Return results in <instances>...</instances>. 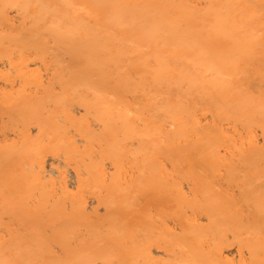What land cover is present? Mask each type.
Returning a JSON list of instances; mask_svg holds the SVG:
<instances>
[{"label":"bare ground","instance_id":"bare-ground-1","mask_svg":"<svg viewBox=\"0 0 264 264\" xmlns=\"http://www.w3.org/2000/svg\"><path fill=\"white\" fill-rule=\"evenodd\" d=\"M115 1L111 4L117 11L116 20L112 21L115 26L124 28L123 23L127 27L142 28L158 44H164L165 48L169 43V47L163 52L148 50L144 48L141 36V41L140 37L129 39L133 41L131 48H135L131 54L125 43L119 42L118 45L109 46L110 42H106L101 43V47L96 44L97 47L84 49L82 42L91 40L92 28L82 18V12L83 17L88 18L89 11L78 9L74 19L68 15L69 11L68 17L53 18L57 25L52 26L58 30L55 32L58 39L65 38L69 43L64 46L76 43L83 48L70 53L68 65L58 66L66 68L68 71L65 72L70 77L64 79L61 76L59 82L64 87L61 95L47 92L39 108L32 110L27 108L32 101L26 99L20 106L21 110L19 107L17 112L16 108H11L15 111L9 109L8 117L19 134L14 131L18 136L15 138L13 135L14 141L20 140L21 147L15 152L13 145L10 150L14 149L13 155L6 153L14 157L6 155L0 160V264H230L228 255L234 253L246 264H264V178L245 174L243 180L236 182L238 195H227L224 203L227 205H219L217 197L221 193L217 192L216 186L221 184L217 177L220 168L216 164L221 165L224 160L220 148H223L221 143L225 137L217 130H205L200 125L199 121L205 124L207 121L199 120L198 125H194L197 123L194 111L198 103L208 110L210 108L216 122L222 120L220 116L224 111L222 114L220 111L225 108L233 109V113L246 125L248 122L264 124V98H255L253 91H249V85L245 87L239 84L240 81L236 82V78L243 76L242 71L238 72V63L242 59H248L247 69L256 66L258 71L264 72V59H254V55L264 49V0ZM60 25L63 28L59 29ZM44 41L41 40V43ZM113 47L117 48L114 52ZM177 47L181 51H176ZM59 53L60 50L56 55ZM102 60L107 71L103 69L100 72ZM76 73L81 80L78 79V84L84 85L80 91L71 90L74 82H78L74 77ZM99 74L100 79L97 78ZM31 78L26 77L24 91L34 86L29 85L33 76ZM168 80L170 84H175L176 80L180 87L190 89L189 94L192 95L186 102L190 107H184V103V106L176 105L173 112L169 109L167 102L173 100L174 103L175 93L170 88L161 94L164 87L161 85ZM261 82L251 83V88L262 86ZM142 104L149 112H154L150 124L145 122L148 119L145 118L146 113L141 112ZM164 105L170 110L166 114L172 112L170 120L186 119L191 122L194 132L196 130L197 140L190 141L186 148L170 143L171 148L165 150L174 172L186 178L189 190L199 197L193 204L178 193L169 197L167 191L171 189L167 186V179L159 175L161 165L154 158L157 154L153 151L149 153L148 144L142 143L141 149V140L151 135L150 132L147 135L142 133L141 129L161 130L158 125L162 120L158 119L161 118L160 111L166 108ZM151 107L154 111L150 110ZM4 113H7V108L0 105V114ZM73 113L81 119L77 120ZM89 120L96 126H91ZM164 121L162 124L170 123L167 119ZM31 122L36 123L35 127L38 125L35 133L31 132L32 129L24 131ZM223 126L222 130L228 128ZM163 128L166 127L163 125ZM182 128L179 132L175 129L181 134H176L179 140L185 139L183 136L186 135L188 138L191 133L184 129V135ZM250 128L247 129L251 131ZM174 129L172 126L171 130ZM73 132L83 136L86 142H98L100 151L79 156L77 143L82 141L72 140ZM248 135V140H251L253 134ZM233 136L232 144L235 145ZM10 139L13 140V137ZM6 143L2 145L8 151ZM236 147H233L235 152L230 150L235 153H232L234 158L231 156V159L238 154L239 158L241 155L248 156L246 151L245 155L242 154L245 140H241ZM253 147L255 143L249 149L253 150L249 153L256 156L255 161L252 158L254 163L257 159L264 162V153ZM162 149L160 147V153ZM155 150L157 153L159 148ZM6 153L2 154L5 156ZM68 158L80 160L79 172L59 171L56 164L63 167ZM141 159L147 161L143 171ZM108 160L113 163V172L109 177L103 173ZM228 163L230 161L226 166ZM251 164L248 163L249 168ZM227 169V173L232 171L229 166ZM141 172L150 177H147L149 184L143 189ZM56 174L59 187L52 179ZM228 175L231 177V174ZM234 179L230 184L235 182ZM87 195L94 196L90 206L85 202ZM243 199H248L243 212L230 204L232 201V204L239 205ZM96 204L97 208H92ZM3 235L9 240L6 241ZM230 245H235L234 249Z\"/></svg>","mask_w":264,"mask_h":264},{"label":"rangeland","instance_id":"rangeland-1","mask_svg":"<svg viewBox=\"0 0 264 264\" xmlns=\"http://www.w3.org/2000/svg\"><path fill=\"white\" fill-rule=\"evenodd\" d=\"M47 1L50 2V3H48ZM107 1L106 0H101V1L100 0H70V1L69 0H56V1L55 0H0V16L2 17V19H0V94L2 95V96L0 95L2 97V99L0 98V105H1V107L5 106V108H7V113H4V115H2L3 113L0 114V134H1L0 135V145H1L0 146L1 147L0 148V154L4 153V151H5V153L6 152H11L10 154L13 155L12 152H14V149H13V151H10V150L12 148H14V146H15L16 147L15 148V152H16L17 148L21 147V145H20L21 143H19L20 140L18 141L16 139L14 141V139L16 137H18L17 135H19V134H18L17 129L16 128L14 129L12 127L13 124H11L12 121L9 119L10 116L8 117V115H10V114H8V112L10 113V111L13 110V109L11 110V108H16V111L15 110H13V111L17 112L18 111V107L20 109V106L22 105V102H23L24 99L32 101V102H30L27 105V108L32 110V109L37 108L40 103H43V102H41V101H44V99H42V97L45 98L47 92L51 93L53 95H61L63 93V90H64V87L59 82L60 79H62L61 76L63 75L64 79H69L70 77L67 76V72H65L67 69L66 68L64 69V67L62 69H60V67L68 65L70 63V60H69V58H70L69 56H71L70 53L73 54L77 50L79 51L80 49H82L83 47H84V49H86V48H88L90 46L97 47V46H100L102 44H105L106 42L107 43L110 42L109 46L111 44H114V45L117 44L118 45V42H119V43H122L123 45L125 43L124 46L127 48L129 53L131 54L134 51L135 48H131L132 47L131 43H133V41L131 42V40H129V39L135 38V37L138 39V37H140V41H141V36H142V38H143V40L145 42L143 44L144 48L146 47V49H148V50H151V51H154V52L155 51L163 52L164 50L166 51V49H168L169 43H167V45H165V48H164V44L161 43L163 46L160 43L158 44L156 40L150 38L151 35L149 34V32H144V30L142 28L141 29H137V28H135V27H133L131 25H128V27H127L123 23H122V25H124L123 26L124 28H122V26H120V27L115 26L112 21L116 20L114 18L117 17L116 16L117 11H116V9H114L112 7V5H113V2H116V1L115 0H111V1L107 0ZM73 6H75V7H73ZM66 7H67V9H66ZM80 8L81 9L84 8L86 12L89 11L88 12L89 14L87 13V16H88L89 19L86 18V17H83V12H82V18L83 19L85 18L84 20L86 21V23L90 26V28H92V31H91L92 34H90V36H89L91 40L90 41H83L82 42V46L83 47H80V46L76 45V43H73L75 47L73 45H71V44L68 45V46H64L65 43H67V44H69V43H68V41L65 38L61 37L60 39H58V33H55L58 30H56V28H54L52 26V25H57L55 23V21L53 20V18H56V17L59 18L61 16H64V17L67 16L68 17V15H70L74 19L76 17V12ZM57 10H59L60 12H57ZM111 10H113V11H111ZM68 11H69V13H68ZM67 13H68V15H67ZM82 18H79V20H82ZM5 20L7 22H4ZM3 23H5V24H3ZM49 23H50V25L52 27L49 26ZM41 24H43V25H41ZM49 27H50V29H48ZM58 27H59V29H61L60 27L63 28L62 25H60ZM96 33H98V34H96ZM18 35H22V36L18 37ZM52 36H53V38H52ZM54 37L57 38V39H55ZM145 37L150 39L151 42L146 40ZM38 38H40V39H38ZM53 39H55V40H53ZM162 39H161V41H163V40L166 41V39H163V40ZM41 40H43V41L44 40L45 41L48 40V41H47V43H44L45 41L41 43ZM56 40H57V42H56ZM60 40L61 41L63 40V41L61 42ZM96 44H98V45L96 46ZM48 46H49V48H48ZM67 47H68V49H67ZM61 48H63V49H61ZM41 49H43V50H41ZM177 49H178V51H181L178 47L176 48V51H177ZM58 50H60V53H59V55H56ZM116 50H117V48L113 47L112 51L114 52ZM261 50L257 54L254 55V59H256V60L264 59V49H261ZM52 51H54V52H52ZM49 54H51V55H49ZM176 54H178V52H176ZM67 61H68V63H67ZM103 61L104 60L101 61L100 68L101 67L102 68L99 69L100 72H103V69L105 71H107L106 66L103 63ZM247 63H248V59L247 60L242 59V60L239 61L238 65L240 66V68L238 69V72L239 71L243 72V76H242L243 78L240 77L239 78L240 80L238 78H236V82L240 81L239 84H242L245 87H248V85H249V91L250 90H251V92L253 91V94L255 95V98H257V99L264 98V72L258 71L256 66H254V67L252 66V68L250 67V69H247L245 67V65ZM56 64H57V66L55 67ZM59 64L62 65V66H60ZM58 66H60V67H58ZM57 68H58V70H57ZM61 70H64V71L61 72ZM251 70H253V71H251ZM24 74H25V76H24ZM27 75L30 78L33 76V80H35V81L32 80V82H35V84L34 83L32 84V82H31L29 85L30 86L34 85L33 87H35V88L28 87L30 90L28 88H26L28 91L27 90L24 91V89L26 87V85L24 87V82H25L26 77H28ZM100 75L101 74H99V76L97 77L98 79H100L99 78ZM74 77H75V79L78 82L77 83L74 82L73 87H71V90H76L77 91L79 89V91H80L81 87L83 88L84 85L78 84L81 80L77 77V73L75 74ZM236 77H238V75H236ZM242 80H244V82ZM254 80H257L258 84H260V82L262 80V82H261L262 86H260V87L256 86L254 89H252L251 88V83H257V81L254 82ZM21 81L23 83H21ZM168 82H164L165 85H163L164 83L161 85V86H164L161 89V94H164V92H167V90L169 91L170 88L175 93V95L173 97L174 103H172L173 100L167 102L168 107H170L169 109H172V112H173V109L175 108L176 105L177 106H180V105L184 106L183 104L187 102L188 98H190L192 93L189 94V90L190 89L185 88V86H181L180 87L179 85H177L176 84V80H174L175 84H170L169 80H168ZM71 83H72V81L69 82L70 86H72ZM26 84H27V82H26ZM40 84H41V86H40ZM21 85H22V87H21ZM79 85H81V86H79ZM23 87H24V89H23ZM179 87H180V89H179ZM46 88H47V90H46ZM183 88H185V89L183 90ZM186 90L188 91V93H186L187 92ZM25 92H26V94H24ZM159 92H160V90H159ZM177 94H178V96H177ZM188 94H189V96H188ZM22 95L24 96V98H23ZM25 95H27V96H25ZM141 95H144V94L141 93ZM186 96H188V97H186ZM37 100H39V101L37 102ZM176 100L178 101L177 104L175 103ZM18 102H20V103H18ZM173 104H175V105H173ZM190 106L191 105L188 106V104L186 103L184 107H190ZM164 107H166V108H163V109H167L168 111H165V110L162 109L160 111L162 113V114H160L161 118L159 117L160 115H158V117H159L158 120L164 121V120L167 119V120L170 121V123L169 122L164 123L165 122L164 121L163 124H162V121H161L160 122L161 124L158 125V128L161 129L159 132L157 130H153L152 128L149 129L150 131L147 130V129H141L142 133H146V135H147L150 132V134H151V135H147V136H149L148 137L149 139L147 138L144 141L141 140V149H142L144 144H146V145L148 144L147 146H149V145L151 146V147L149 146V151H150L149 153H152V151H153L155 154L158 155V157L156 155L154 158H156V162L158 161L157 164L159 166L161 165L160 166L161 169L159 171V175H161L164 179H167V181H166L167 182V186H169V188L171 189L170 192L167 191L168 194H169V197H171V196L174 197L178 193L184 199H186V201L189 204H193V202L195 200H198L197 199L198 196H195L193 194V192H191L189 190V187H187V183L189 181L186 178L180 177V174H178L177 171L174 172V170L172 168V165L167 161L168 158H167L165 150H169V148H171L170 143L173 144L176 147L179 146V145L180 146L182 145L181 147H183V148L185 147L186 148V144L190 145V141L193 142L194 140L195 141L197 140L196 130L194 132V127L190 125L191 122L187 121L186 119H178L177 121H175L176 118L175 119H171L175 124L173 122L171 123L170 114L172 112H170V114H166V112L169 113L170 110L167 108V106L164 105ZM222 107H224V105ZM9 109H10V111H9ZM22 109H24V108L22 107ZM150 110L154 111V108L151 107ZM196 110H198V111H196ZM196 110L194 111V114L196 112V115H197V117H196L197 120H195L197 123L194 124L195 126H197L198 123L200 122V125L202 124L201 126L203 128L205 127V130L206 129H208V130H211V129L217 130L220 133H222L224 135V137H225V138L223 137L225 140H223V142L221 143L223 145V148L222 149L220 148L222 146L221 144H220L221 146L219 145L220 147H218V148H220V150L222 152L220 150H217V152L219 153L218 155H221V154L223 155V156L221 155L222 156L221 158H224L225 161H227V162L230 161V164L228 163V165L226 166L227 162L225 163V161L223 159L221 161V165L219 164L220 166L218 164H216V166H218L217 168H220L217 171L218 172L217 173V177L219 178V182L221 183V184H218V186H216V190H217L218 193H221L217 197V203L219 205H227V204H224L226 202V200H227V198H226L227 195H230V196L231 195H234V196L238 195V191H237L238 188L236 186L237 185L236 182H238L239 179L243 180L246 175L252 176V177L264 178V162H261L263 160L257 159L256 160L257 163H254V161H255L254 158H256V156H255V154L252 156L253 153L252 154L249 153V152H253V150H249L251 148V146H252V143L253 144L255 143V147H253V149L261 152V154L264 153V151H262V150H264V124L256 123V122L255 123L248 122L247 123L248 125H246L244 122L241 121V118H239L238 115H236V113H233L234 112L233 109H231V110L227 109L228 110L227 111L224 108V110L220 111L221 114H222L223 111H224V113H223V115L220 116V118L222 120L219 119V121L220 122L224 121L223 122L224 126H223L222 123H221V125L224 128L225 127H228V128H226V130L225 129L222 130V126L219 124L220 122L218 120L216 122L214 120V118H212V114L213 113L211 112L210 108L208 110L204 106H202V105H200L198 103ZM141 112L142 113L143 112L146 113L145 118L148 119V121H145V122H148V124H150L151 123L150 117L153 116L152 114L154 112H149L148 109H146L145 104L141 105ZM73 114H74V116L76 117L77 120L81 119V116H79L78 114H76V113H73ZM163 114H165V115L163 116ZM2 116H4L5 118L4 117L2 118ZM208 116H209V118H208ZM199 120H202V122L203 121H207V124H205V122L201 123V121H199ZM143 122H144V120H143ZM143 122L141 124H143ZM177 122H179V123H177ZM88 123L91 126L93 124H95V123H92L90 120L88 121ZM212 123H215V124H212ZM167 124H168V126H167ZM234 124H236L237 126L235 125L236 127H234ZM163 125L166 128H163ZM207 125L209 127L206 128ZM213 125H216L217 128L215 126H213ZM35 126H36V123H34V122L32 123L31 122V124L29 123L26 126V129L24 131L25 132H30L31 129H32L31 132L35 133L37 131V129H38V125H37V127H35ZM93 126L95 127L96 125H93ZM172 126H173V129H174V126H175V129H176V131L178 130V132L181 131V128L183 127L182 128L183 131L185 129L186 132H188V133L191 132L190 134L187 133L190 137L188 136V138H187L186 137L187 135H186V136H183V137H185V139H187V140H185L184 138H183L184 140L183 139L179 140L180 137H177L176 134H178V133L175 131V129L171 130ZM186 127H187V129H186ZM262 127H263V129H262ZM219 128H221V130ZM247 128H250L251 131H249ZM168 129H169V131H173L174 135H176V138H178V139H176L175 136L173 135V133L169 132ZM231 129H233V131ZM227 130H229V131L231 130L233 133L231 131H230L231 133L229 131L227 132ZM14 131H16L17 135H15ZM153 131H155L154 138H152V132ZM234 131H236V132H234ZM6 132H8V133H6ZM182 132H180V133H182ZM186 132L184 131V135H185ZM3 133L6 136L2 135ZM169 133H170L171 136L167 135ZM227 133L229 135L231 134V136L228 137ZM249 133H251V135L253 134V136H251L252 137L251 140H248V138H249L248 134ZM233 134H234V136H233ZM13 135L15 136V138H14ZM79 135L80 134H77V133L73 132V137H72V140H77V142L78 141H82V142L77 143L78 151L80 152L79 156L80 155L83 156L85 154H88L89 152H95V151L99 152L100 151L99 150L100 146H99L98 142H86L84 140V137L83 136L80 137L81 135L80 136ZM10 136L13 137V140L10 139L11 138ZM168 136H170V137H168ZM178 136H181V134L180 135L178 134ZM232 136H233V138H235L233 140H235L234 143H236L235 144L236 146L241 140H245V147L242 150V154H244L245 151H246V152H248V153H246V155L248 154V156L243 157V155H241L242 157L240 156V158H239V156H238L239 154H238L237 157L235 156V159H233L234 155L232 153L235 152L233 149L236 146L232 144L233 143ZM1 137L3 138V140L4 139L5 140L3 141ZM191 137L193 139H190ZM226 137L228 139H226ZM244 137H245V139H243ZM172 138H174L175 140H178L179 142L173 140ZM8 139L10 140V142H9ZM141 139H143V138H141ZM13 141L15 143L18 142V144H17L18 146ZM167 141H169V142H167ZM174 141L176 143H172ZM224 141H226V143ZM6 142L7 143L9 142V143L7 144ZM11 142H12V145H10ZM183 142H185L184 145H183ZM227 142H228V144H227ZM2 143H6L7 144L6 147L7 148L9 147V149H7L8 151H6V148H4L5 146H4V144L2 145ZM142 143H144V144L142 145ZM156 143H157V145H156ZM177 143H178V145H177ZM162 144H164V145H162ZM229 144H231V145H229ZM158 145L161 147V149L163 148L162 149V151H163L162 153H160V147H158ZM152 147H154L153 148L154 150L152 149ZM226 147H228V148L225 149ZM158 148H159V150L156 153L155 149H158ZM230 150H232L234 152H232ZM219 151L221 152V154H220ZM229 153L232 154V155H230ZM163 154H164V156H163ZM224 154L226 155L227 158L225 157ZM2 155L0 156V160L3 157H7L6 155H9V154L6 153L5 156L4 155L2 156ZM12 155H9V156H12ZM231 156H233L232 159H231ZM250 156H251V158H248ZM12 157H14V156H12ZM151 157H152V155H151ZM219 158H220V156H218V159ZM221 158H220V160H221ZM252 158L254 159V161H253ZM67 160H68V162L66 161V164L63 165V167L58 166L56 164V167L57 168L59 167V171L64 172V170H66L65 172H67L69 170V171H72V172H75V171L79 172L80 160L79 159L77 160L75 158H68ZM243 160H245V161H243ZM141 162H142V165L144 164L143 167L141 166V171H143L144 167H145V164H147V161L141 159ZM231 162H232V164H231ZM0 163H1V161H0ZM224 163H225L226 167L223 165ZM248 163L249 164L252 163L251 164L252 166L250 168H249L250 165H248ZM257 164H258L257 167H259V168H256ZM230 165H232V166H230ZM111 166H113V163L110 160H108V164L106 163L104 165V167H103V169H104L103 173L105 175H107V177H109V174H111L113 172V169H111ZM228 166H229V168L232 171L231 172L228 171V173H227L226 171L228 170L227 169ZM225 169H227V170H225ZM248 169H249V171H248ZM220 170H223V171L221 172ZM251 170H252L253 173L251 172ZM255 172H257V173H255ZM228 174H231V177ZM147 177H149V175L147 173L141 172V189H143L144 186L146 187L149 184V180H148ZM234 178H236V179H234ZM52 179L55 181L56 185L58 186L59 185L58 174L54 175L52 177ZM233 179L235 180V182L230 184L233 181ZM171 184H172V187H171ZM162 192H163V190H162ZM92 198H94V196L87 195V197L85 199V202L87 201L86 203H88V206H90V204L92 202ZM246 202H248V199H243L241 204H239V205H238V203L237 204H232V201L230 202V204L233 205L236 210H240L241 212H243L246 209V207H245V203ZM253 204L255 205L256 202H253ZM225 207H228V206H225ZM256 207H259V206H256ZM92 208H97V204L94 205ZM102 213L103 212H101V214ZM190 213L191 212L189 210L188 211V215H190ZM198 213L202 214L200 212H198ZM203 224H205V222H203ZM3 236H4L6 241L9 240V238L7 236H5V235H3ZM234 247H235V245H232L230 248L234 249ZM234 254H232L231 256L228 255V260L230 261V264H246V261L243 258H241L237 253H234Z\"/></svg>","mask_w":264,"mask_h":264}]
</instances>
